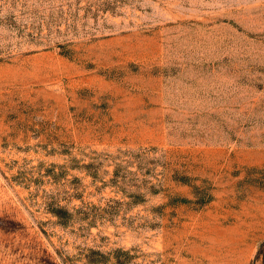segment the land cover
I'll return each instance as SVG.
<instances>
[{
    "label": "rangeland",
    "instance_id": "rangeland-1",
    "mask_svg": "<svg viewBox=\"0 0 264 264\" xmlns=\"http://www.w3.org/2000/svg\"><path fill=\"white\" fill-rule=\"evenodd\" d=\"M0 264H264V0H0Z\"/></svg>",
    "mask_w": 264,
    "mask_h": 264
},
{
    "label": "trees",
    "instance_id": "trees-1",
    "mask_svg": "<svg viewBox=\"0 0 264 264\" xmlns=\"http://www.w3.org/2000/svg\"><path fill=\"white\" fill-rule=\"evenodd\" d=\"M182 181H184L183 178H182ZM209 200H210V196L208 195L207 198H206L205 200L202 199V202H201V203H206V202H208ZM60 213H67V215H69L68 212H67L66 210H64V209H59V210H57V212H55V214H56L61 220L63 219V216H61ZM68 217H69V216H68Z\"/></svg>",
    "mask_w": 264,
    "mask_h": 264
}]
</instances>
